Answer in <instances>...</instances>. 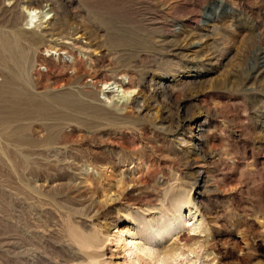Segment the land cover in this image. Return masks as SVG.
<instances>
[{
  "label": "rangeland",
  "instance_id": "rangeland-1",
  "mask_svg": "<svg viewBox=\"0 0 264 264\" xmlns=\"http://www.w3.org/2000/svg\"><path fill=\"white\" fill-rule=\"evenodd\" d=\"M38 1L94 35L29 49L14 33L26 28L23 0H0V264H126L130 238L115 236L150 219L170 186L190 194L202 226L189 232L197 218L185 212L189 224L160 245L199 243L205 264H264V0H104L120 21L94 10L102 0ZM130 34L149 48H117ZM109 81L135 92L102 95ZM159 81L158 118L172 131L103 126L62 103L72 95L120 119ZM53 133L65 145H44Z\"/></svg>",
  "mask_w": 264,
  "mask_h": 264
},
{
  "label": "bare ground",
  "instance_id": "bare-ground-1",
  "mask_svg": "<svg viewBox=\"0 0 264 264\" xmlns=\"http://www.w3.org/2000/svg\"><path fill=\"white\" fill-rule=\"evenodd\" d=\"M52 4L53 3L46 4L44 6L38 0H23L21 8L23 10V14H25L24 25L26 28L20 31H15L14 33L17 35L21 34V35L27 36V38H25L24 40L28 43L29 49L43 44L48 38L50 39L49 40L50 42H56L60 44L63 40L71 39V38L79 42H81L82 40H89L90 37L94 35V31L91 30L92 28L90 29L89 25H85V23H82V22L79 24H75V25L69 24L71 22L65 25H61V26L58 25L59 21L55 19L54 17L52 19V17L49 16L51 14L50 11L54 10V8L51 7ZM47 7L49 8L46 9ZM44 24H47V25L43 27ZM57 26L58 27L60 26L59 27L60 30H57L56 28ZM211 30H214V28ZM207 37L208 36H205V38ZM196 38H197L196 40H198L197 41L198 43H203L202 37L198 36ZM123 39L124 38L121 39V37L117 38L116 40L117 48L123 47L126 45H132V46L139 45V46H143L144 48H149L150 46V43L148 40L138 35L130 34L128 38L127 37L125 38V41ZM61 45H66V44L64 42V43H61ZM180 49L182 48L179 46L177 50H180ZM50 51L51 50H46V53ZM197 77L198 76H194L193 80H196ZM163 78H164V75L161 76L160 80ZM112 86H114L113 89L116 88V92H120L122 93V95H132V93H134L136 89V87L133 84H130V87L124 88L121 82H116V81L110 82L109 81V82L102 83V87H103L102 95H106V93L107 94L109 93L108 91L113 90L111 88ZM150 87L151 88L153 87V91H151L152 89H149ZM150 87H147V88L145 87L138 92V94L139 93L142 94L141 100L134 101L132 98H130V102L128 103L127 108H130L131 111L136 109L137 110L136 115L132 113H127L120 119L119 118L116 119V118L109 116V114L111 113L104 111L102 109H98V108H94L91 106H86L84 104H81L80 101L73 99L72 95H66L62 99V103L66 111H70V110L75 111L78 115H85L87 117L95 119L96 121L101 122L103 126L117 125V126L122 127L126 125H133L137 120L143 119V120H146V122H149L151 125L155 127H159L160 130L172 131L170 126L164 127L163 123H161L163 122V120L158 118V112H159L158 102L159 101L155 102L156 101L155 99H156L157 94L159 93L158 92L159 89H161L160 93L162 94V96L164 95V90H163L164 88H162L163 83L162 81H159L155 83L154 85H151ZM153 99H154V102L152 103L156 104V108L154 107V105H151L149 102V100H153ZM126 101H127V98H126ZM154 109H156V111L155 113H152ZM20 114H21L20 116L22 117L24 112L21 111ZM71 120L72 118H69V117L64 118V121H71ZM181 123L183 124L184 122L182 121ZM197 127L200 128L201 125L199 124L197 125ZM188 129L190 131V134L193 135V130H192L193 127L191 125H188ZM191 137L192 136H190L189 138ZM182 143L187 147L186 148L187 152H190V148L197 147V144L194 143L190 139L184 140ZM44 145L52 147L56 145L59 146V145H65V144H61L59 142V136L53 133L44 140ZM196 173H197V176L198 174H200L199 171H196ZM124 183L125 182L123 178H120L118 181H116V186L122 188V186H124ZM171 188L172 186H170L168 189L165 190L164 200H162L161 206L158 208V210H156L157 212L154 213L150 219L147 220L144 217L141 219L140 222H138L137 220H134L133 228L131 229L127 228L123 230L119 229L114 239V242L117 245L123 242L124 234L128 235V237L130 238L127 244L122 243V245H120V247L122 246L121 249L123 250V252L128 254V261L126 264H152V263L153 264H179L180 262L182 263L188 259H190L188 261V264L190 262H191L190 264H205V262L202 260L204 258H207V259L209 258L210 254L205 253L204 255L203 246H201L199 243H195L190 246L180 245L177 242H174L172 246L160 245L162 241L165 240L167 237L176 235V233L179 230L183 229L187 224H189L190 221L187 219L188 216H191L192 220H196L197 218V221L194 222V224L188 229L189 232L195 233L199 231L202 226V215L200 213V210L196 206L195 201L191 199L190 194H185V195L179 194L177 195V197H175L176 194L175 192L171 191ZM166 202H167V205L165 204ZM185 212L189 213L187 217H186V214L184 216ZM198 216H199V219H198ZM73 237L80 244L89 246L88 240L84 238L81 234L73 233ZM214 263H215L214 260H208L206 264H214Z\"/></svg>",
  "mask_w": 264,
  "mask_h": 264
},
{
  "label": "water",
  "instance_id": "water-1",
  "mask_svg": "<svg viewBox=\"0 0 264 264\" xmlns=\"http://www.w3.org/2000/svg\"><path fill=\"white\" fill-rule=\"evenodd\" d=\"M107 1L102 0V2H100L99 8L96 9V6H97L96 5L94 7V10L98 11V13L100 12L102 15L113 14L114 15V19L120 21L121 15L119 13H117L116 11H114V9H111L112 8L111 5H106V4H112V2H107ZM114 4L115 3H113L112 5H114Z\"/></svg>",
  "mask_w": 264,
  "mask_h": 264
}]
</instances>
